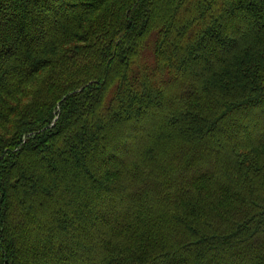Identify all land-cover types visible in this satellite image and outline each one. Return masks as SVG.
Wrapping results in <instances>:
<instances>
[{
	"label": "trees",
	"instance_id": "obj_1",
	"mask_svg": "<svg viewBox=\"0 0 264 264\" xmlns=\"http://www.w3.org/2000/svg\"><path fill=\"white\" fill-rule=\"evenodd\" d=\"M9 117L0 264H264V0H0Z\"/></svg>",
	"mask_w": 264,
	"mask_h": 264
},
{
	"label": "rangeland",
	"instance_id": "obj_2",
	"mask_svg": "<svg viewBox=\"0 0 264 264\" xmlns=\"http://www.w3.org/2000/svg\"><path fill=\"white\" fill-rule=\"evenodd\" d=\"M153 37H150V40L148 41V45H146V48L142 54V60L145 61L146 63L148 64H151L152 63V60H153ZM152 65V64H151ZM44 75V72H40L39 74L36 75V79L39 80L43 77ZM26 101H28V98L25 99ZM22 104L25 102H21ZM43 111V114L42 116H47L49 115V112L51 113L50 117L55 115V110L53 108V106H50V108L45 105L42 109ZM58 113V112H57ZM12 117H9V120H0V148L3 147V145H7V144H11L9 142H12L14 141V139L16 138V136L19 135V132L18 131H15L14 130V124L11 122V119ZM3 139H8L7 140V143L6 144H3L5 142H3ZM13 192H11V198L13 197L12 196Z\"/></svg>",
	"mask_w": 264,
	"mask_h": 264
}]
</instances>
